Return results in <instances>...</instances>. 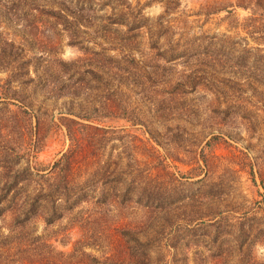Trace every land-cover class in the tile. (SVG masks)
I'll return each mask as SVG.
<instances>
[{
    "label": "rangeland",
    "instance_id": "374dc122",
    "mask_svg": "<svg viewBox=\"0 0 264 264\" xmlns=\"http://www.w3.org/2000/svg\"><path fill=\"white\" fill-rule=\"evenodd\" d=\"M264 0H0V264H264Z\"/></svg>",
    "mask_w": 264,
    "mask_h": 264
},
{
    "label": "clouds",
    "instance_id": "9594fccd",
    "mask_svg": "<svg viewBox=\"0 0 264 264\" xmlns=\"http://www.w3.org/2000/svg\"><path fill=\"white\" fill-rule=\"evenodd\" d=\"M264 253V245H257V255Z\"/></svg>",
    "mask_w": 264,
    "mask_h": 264
}]
</instances>
